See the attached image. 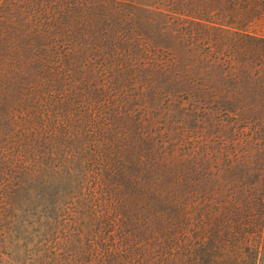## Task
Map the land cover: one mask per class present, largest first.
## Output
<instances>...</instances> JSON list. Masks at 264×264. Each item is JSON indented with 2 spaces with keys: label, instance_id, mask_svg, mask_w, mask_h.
<instances>
[{
  "label": "trees",
  "instance_id": "trees-1",
  "mask_svg": "<svg viewBox=\"0 0 264 264\" xmlns=\"http://www.w3.org/2000/svg\"><path fill=\"white\" fill-rule=\"evenodd\" d=\"M179 21L188 24L184 33ZM81 68L88 69L85 76ZM212 69L232 84L224 95H251L253 88L264 95V0H0V95H47L42 100L58 107L48 130L34 127L37 136L49 133L37 159H25L18 171L38 176L50 170L70 185L79 175L78 189L105 225L125 222L120 228L133 232L101 239L100 256L88 247L89 264H264V112H208L223 132L260 124L255 171L245 167L242 147L233 160L219 147L217 164L197 161L195 149L179 144L174 117L165 122L174 141L152 144L149 154L161 157L148 161L139 148L156 143L151 132H142L156 106L124 111L125 103L96 96L120 79L152 95H207L212 89L204 74ZM98 78L104 85L95 86ZM92 101L100 105L91 109ZM117 108L123 112L111 111ZM9 121L17 125L13 116ZM116 123L133 128L129 146L99 141ZM32 124L25 119L17 126ZM116 155L129 156L118 161ZM147 168L150 177L131 174ZM58 189L49 207L58 203ZM4 234L0 264L10 262L3 257Z\"/></svg>",
  "mask_w": 264,
  "mask_h": 264
},
{
  "label": "rangeland",
  "instance_id": "rangeland-1",
  "mask_svg": "<svg viewBox=\"0 0 264 264\" xmlns=\"http://www.w3.org/2000/svg\"><path fill=\"white\" fill-rule=\"evenodd\" d=\"M179 24L184 33L188 24H184L182 21H179ZM190 29L193 33H200L196 28ZM80 72L85 76L88 69L81 68ZM217 75L218 71L214 69L205 72L204 80L209 82L212 89L207 95H166L165 93L152 95L149 92L143 93L138 84L120 79L105 84L102 91L99 92L100 95L96 96L98 99H110L121 105L125 103L122 106L124 111L133 110V112L141 111L142 113L143 111L148 112L152 106H156V109L152 110V115L155 114L154 120L150 124L146 122L143 126L145 130L142 132H151L152 138L156 139L158 144L147 143L139 148V153L146 154L148 161L159 160L161 157L159 153L149 154L152 144L160 146L165 142L167 145L174 141L170 140V135H166L168 132L165 130L166 120L174 117L172 125L178 129L177 134L179 133L181 137L178 141L179 144L195 149L197 161L206 159L212 164H217V161L223 158L221 155L215 154L219 147L225 148L226 160H233V155H239L242 147L248 154L243 156L247 164L245 167L255 171L257 168V146H262L261 140L255 141L257 133L261 130L260 124V127L257 124L245 129L241 126L223 132L211 118H208V112L212 110L218 116L224 117V113L232 111L234 108L235 111L241 113L259 114L264 112V95H259L257 91H254V88L251 95H224L225 89L231 88L232 84L222 81ZM97 81L99 83L95 85L96 87L104 85L101 78H98ZM84 85L87 87L90 84ZM90 87L92 89L93 86L90 85ZM27 96L0 95V212L3 214L0 231L5 232L6 239L3 257L5 259L7 256L10 259L7 264H89L88 247L94 249L95 254L100 256L103 254L105 246L101 239H105L107 242L110 233L117 236L119 230L126 237L133 232L128 227L120 228L125 222L114 221V225H105L101 219L105 216L102 215L99 208L88 202L85 191L80 192L78 189L76 184L80 180L78 179L79 175H72L70 185L65 182L64 177L58 178L52 172L50 173V170H45L42 175L38 176L18 171L19 163L27 158L30 159L27 162L36 158L34 153L37 147L43 144L42 139L45 142L46 135L49 134L37 136L38 132L34 130V127L48 130V127L45 128L48 117L54 116L58 109V107H53L50 103L42 100V97H47V95ZM50 96L53 97V95ZM211 98L214 100L210 103L206 102ZM228 98L231 100L228 101ZM218 99H221L222 103H218ZM92 103L91 109H94L93 105H100L93 101ZM231 105L234 106L231 107ZM111 111L113 113L123 112L118 108ZM10 116H13L17 125L23 123L25 119L32 120L33 124L31 128L25 126L23 127L25 129L22 130L17 125L10 124ZM110 128L112 130L109 133L110 137L103 134L106 140L100 138L99 141L103 140L104 144L114 149L129 146L132 127L126 128L122 125L118 126L116 123ZM96 136L99 138V135L96 134ZM89 137L90 135H88ZM203 148L209 149L208 156L202 155ZM125 156L116 155L114 159L128 160L129 155ZM159 166L157 167L159 172H156L155 175L161 172ZM81 172L80 169L77 174ZM196 173L198 174V172ZM131 174L143 178L153 175L148 168L139 171L133 169ZM213 174L218 175L216 171L212 170ZM237 174H241V172H237ZM244 175H252V172L249 169L244 170ZM74 177L76 178L74 179ZM57 185L61 189H58V195L55 196L58 203L49 207L47 201L53 194L55 195ZM114 189L120 188L116 185ZM61 193L65 194L64 197H61L62 199L60 198ZM109 214L113 213L109 212Z\"/></svg>",
  "mask_w": 264,
  "mask_h": 264
}]
</instances>
